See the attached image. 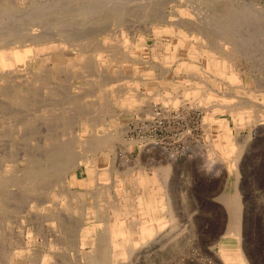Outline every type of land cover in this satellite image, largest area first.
<instances>
[{
  "label": "rangeland",
  "instance_id": "374dc122",
  "mask_svg": "<svg viewBox=\"0 0 264 264\" xmlns=\"http://www.w3.org/2000/svg\"><path fill=\"white\" fill-rule=\"evenodd\" d=\"M25 1L1 0L0 19L2 22L0 21V25L1 23L7 25L8 23L6 24V22L9 21V23H11L10 26L14 25L12 27L13 29L17 26H27L28 21L26 18L29 13L26 14V12L28 8L32 6L31 8H34V10H42L46 4L45 9L50 8L51 11L54 10V12L51 13L52 17L50 19H43V24H46L44 29L47 31H55L56 29L51 30L48 27L53 25V28H58L57 26L63 25L62 27L67 29L70 28V30L73 31H79L82 29L86 32L87 37L84 38L78 35L75 37L76 40L70 39L69 45L71 47L69 48V51H63L60 42L57 40L48 43V47L46 46L47 48L42 44L36 46V51L40 53H38V60L22 72L30 78L28 82L22 87H15L16 89L14 88V91L12 90L10 93H7L4 89H0V181H7L6 184H0V264H101L100 258L104 250H108V253L110 251L109 254L113 253V250L116 253L114 258H111L110 255L107 256V259L105 260L106 264H241V262L244 261L247 264L248 262L250 264H264V44H262L264 43V0H96L95 2H93V0H48V2L47 0H42L43 2L40 0ZM97 2L98 4H96ZM101 2L102 5L100 6ZM50 3L55 6L50 5ZM106 3L108 7H104L106 6ZM197 3L199 5H197ZM36 5L42 6L41 9L39 7L37 8ZM47 5L48 7H46ZM117 6L119 7L116 9ZM128 6H131V8H127ZM226 7H228V9ZM88 9L89 13L83 15ZM196 9H200L201 12ZM232 9L233 12L235 11V14L230 11ZM65 10H75L76 12L78 10L79 12L77 17H72L73 19H70L65 16ZM236 10H239L238 13ZM258 11L260 13H258ZM11 12L12 16L13 14L18 15L15 13L18 12L20 17H16V15V18L10 16ZM240 12L242 14L248 13V18L254 19L255 22L248 19V22L252 25L246 23L247 18L246 20H244V18L247 16L244 14L242 15ZM5 13H7L8 15H6L8 17L10 16V18L6 15H3L4 17L1 15ZM148 15L150 17H148ZM170 15L172 17H170ZM187 15H189V18ZM227 15H229V17H233L234 15L236 18L239 17L235 20L241 23L245 21L242 25L247 24L246 28L250 29V32L252 29L253 32L254 30H259L258 33H256L257 31L254 33L251 32V37L247 36V33L250 34L249 30L246 29V31L243 32L242 29H244L245 26H241L240 28L237 25V23L240 24L239 22H236V25L231 23V17L229 18ZM180 17H182V19H180ZM191 17L193 18L191 19ZM240 17L243 18V20ZM257 18L259 22L257 21ZM11 19L13 22H11ZM14 20H16L15 23ZM220 22H222L223 25L227 23L225 26L235 25V27L230 26L232 29L225 26V28H220L222 26V23ZM71 24L72 26H70ZM5 25L2 30L8 32L9 28ZM54 25L57 26L55 27ZM67 25H69V27H66ZM217 25H219V27H217L218 29L216 28ZM128 26H130V28ZM210 26L212 27L210 28ZM256 26H258L259 29ZM188 27H190V29H187ZM237 27H239V29ZM87 28H91V31ZM97 29H100V31ZM220 29H223L224 31L222 30V32ZM234 29H241V32L246 34H239L241 32ZM87 30L90 32H87ZM92 30H96V33H91L93 32ZM217 30L220 31L218 32ZM121 31H123L124 36L120 35L122 34ZM125 31L127 33H125ZM228 31L231 35L228 34ZM224 33L228 34H226V38ZM219 35H221L222 38H220ZM252 35L259 38L262 37L263 39L254 38V40H252ZM244 36H247L250 39L246 37L248 41L244 40ZM215 37L217 38L215 39ZM230 37L232 41L229 40ZM141 38L144 41H141ZM211 38L212 40H215L216 43H214V41L210 42ZM223 38L224 41L222 40ZM130 39L133 41L135 40L134 43ZM238 39H241L244 44H240L243 42H240ZM110 40H112V42ZM154 40H156V42ZM184 40L186 42H184ZM216 40H218L219 43H217ZM228 40L231 41L230 43L232 44L229 43L228 45ZM253 41H255V46H257V44L262 45L261 49L255 47L253 45L254 43H252ZM114 43L117 45H114ZM224 43L230 48H236H229L228 50V47L226 46L227 48L223 49L226 45H224ZM245 43L248 44L245 45ZM133 44L136 45V47ZM209 44L210 46H208ZM237 45L238 47L241 45V49H238ZM251 45L257 49L250 48ZM140 46L141 48H139ZM245 47H248L250 50L248 51ZM243 48H245L244 50H246V52L243 51ZM236 49H238L239 52L243 51V54L237 52L238 50ZM251 49L255 52L252 53ZM230 50L235 52L232 53ZM229 51L231 54H228ZM187 52L189 53L187 54ZM226 54L232 55V57L227 56ZM220 55L225 56L220 57ZM235 61L236 63L234 64L233 62ZM114 62H117L118 64ZM237 64H239V66ZM149 65L150 67H148ZM256 65H258V67ZM20 67L23 68L25 66H22L21 64ZM120 67L122 69H120ZM230 68L233 70L236 69L235 71L237 73L239 72L238 75L241 82L238 80L236 83H232L229 80L232 73ZM243 68L245 71L242 70ZM91 71L93 72L91 73ZM195 75L197 77H194ZM114 78L116 80H114ZM119 80H121V82ZM112 82L118 83L113 84ZM117 85L119 88H117ZM260 86L262 87V90ZM120 87L125 89L122 90ZM192 87L194 88L192 89ZM94 89L96 92H94ZM133 89L135 90L133 91ZM190 89L192 91H190ZM214 89L219 95H216V93L213 94V99L207 97L210 96L209 94H212L211 92H214ZM85 91L87 92L86 96H84L86 93ZM158 91L161 95H159ZM230 91L231 93H229ZM90 92H92V94ZM141 92H144L145 94L142 93V95ZM128 93H130L129 97H127ZM199 93L200 96H198ZM79 94L81 95L79 96ZM124 94L125 96H123ZM173 94L175 96L170 97L171 95L173 96ZM134 95L139 96L135 97ZM202 96L205 97V100L202 99ZM175 97L178 100H176ZM222 97L224 99H229L228 101H230L231 98H234L235 100H231V104L226 101L229 103L228 105L224 102L227 99L222 100ZM172 98L174 101L176 100L175 103ZM178 101L179 103H177ZM124 103L125 105H123ZM215 103H220V110H218V106H216ZM234 103L238 107L236 105L233 106ZM141 104L142 106H140ZM210 105L211 107L208 108ZM226 105L227 108H225ZM204 106H207L205 109L207 112L203 109L205 108ZM33 107L36 108L34 109ZM51 107L54 108L55 112L52 111L47 113V109ZM78 107L81 108L79 109ZM140 107L141 111L139 110ZM177 107H180L181 110ZM88 108L91 110V113L88 112L87 116L91 119V122L87 125L82 118L84 117V113L87 110L89 111ZM223 108L226 110L223 111ZM42 109L46 112H43ZM95 109H97L98 113ZM147 109H152L153 111L150 112ZM82 110L85 111L83 112ZM137 110H139V114L137 112L136 115ZM213 110V113L209 112ZM238 110H244V112L247 111V114L244 113L243 117L239 116ZM254 110L256 112H254ZM148 111L150 114L147 113ZM178 111H180V113ZM153 112L157 113L158 117L157 115H153ZM159 112L161 113L160 117ZM206 113L208 116H205ZM147 114L149 118L147 117ZM75 115H77L76 119H74ZM70 117H72V121L68 123L67 118ZM204 117H207V119L205 120ZM73 120L76 122L73 123ZM203 122L205 124L209 123L208 125L210 126V129H204V126H209L207 124V126L204 125ZM54 124L55 127L53 126ZM147 125L150 128H147ZM124 127H126L125 130ZM49 128L52 129L49 130ZM49 131H51V133ZM219 131L220 133H218ZM52 133H55L56 135H53ZM112 135L115 136L113 137ZM206 136L208 137L206 138ZM217 136L218 138H216ZM79 138H83L87 141L85 147L83 146L81 148L77 145V140ZM98 138L103 141L110 140L111 143L109 145L111 148H106L104 151H100V149H98L99 146L97 145ZM105 138L107 139L104 140ZM215 138L219 142L216 141ZM210 141L212 142L211 145ZM228 144H235V146H233L235 150H232L231 152ZM56 147H59V150H62L64 147L63 150H66V152L64 154L61 153L60 159L45 161L42 157L47 154L49 149L55 150ZM212 149L216 152L214 150L212 151ZM237 155L239 156L238 159ZM138 157L139 159L136 160ZM74 158L81 159L82 164L77 168V171L72 172L74 167L71 168V166L67 164V160L70 159L71 161H74ZM235 160L237 162H234ZM90 161H95V163ZM217 161H221L223 164H219ZM88 163L92 164L90 165ZM35 165L38 167L48 165L50 167H47V169H49V175L43 179L41 178L42 181H40L37 186V190L32 192L27 188V181L29 178V170L33 169ZM31 166H33V168H30ZM66 166L67 168H65ZM68 166L70 168H68ZM208 167L211 169L209 168L208 170ZM130 168L131 171L127 172ZM158 168H161L162 170ZM214 168L217 170H220L221 168V170L216 173ZM94 169H96V171ZM139 169L141 170V175H139ZM136 171H138V175ZM167 174H169V177L165 178ZM220 175L221 177H219ZM87 176H89V178ZM95 176L97 181L95 180ZM141 177L146 178V183L143 184V186L140 182ZM118 179L125 180V183L122 185L121 183L118 184ZM130 179L131 181H129ZM166 179L167 181L165 184L164 181ZM93 181L95 183H93ZM103 181H107V184ZM138 181L140 183H138ZM100 182H103L104 184L102 183L100 185ZM236 188H238V190H236ZM102 189H104V191ZM236 191H238V194ZM236 194L241 197V236L228 232V230L231 229L232 223V214L229 210V204ZM139 195L141 197H139ZM23 199H25V201ZM34 199H41V206H32L29 211L27 204L34 202ZM56 200L58 203L54 204L56 203ZM64 201L67 205H64ZM140 202H143L144 210L141 209ZM149 202L156 207L157 216L159 219L163 220L164 226L160 228L158 222L154 220L152 221L153 223H147L146 226V228L153 230L152 235L142 238L139 233H134L131 235L130 240L125 239V242H123L122 237L119 236V241L122 247L117 249L115 247L111 248L110 240L114 239L115 236H113L110 231L113 229L114 231L120 229V225L117 222V214L111 209L112 206L115 204H133L131 209L125 206L121 209L124 215L123 220L125 226L128 225L127 227H130L132 221L134 222V220H136L137 223H141L144 214L148 215L150 213L149 209H147ZM171 203H173L171 206L172 208L169 209V204L171 205ZM71 209L73 212H71ZM28 211L29 213L32 212V217L29 216L30 214H28ZM106 211L107 214H105ZM143 211H145V213ZM199 221L202 222L200 223ZM198 223L202 225H197ZM81 228L83 230H81ZM176 228L181 232V228L183 230L184 228L187 229L185 232L183 231L184 234H181ZM172 230L173 232L170 233ZM88 233L90 235H96L97 240H95V244H92V238L87 235ZM177 235L178 237H176ZM100 239H103L104 243L99 241ZM188 240L190 243H188ZM235 242L236 244H234ZM158 243L163 244H161L160 247ZM239 243L243 250L241 252V246ZM174 249L176 251H174ZM176 252L178 253L176 254Z\"/></svg>",
  "mask_w": 264,
  "mask_h": 264
},
{
  "label": "bare ground",
  "instance_id": "6f19581e",
  "mask_svg": "<svg viewBox=\"0 0 264 264\" xmlns=\"http://www.w3.org/2000/svg\"><path fill=\"white\" fill-rule=\"evenodd\" d=\"M1 1V0H0ZM9 1V0H8ZM13 1V0H12ZM25 1V0H24ZM41 2H43L42 0H40ZM44 1H46V0H44ZM66 1V0H65ZM96 0H93V2H95ZM100 1H102V0H100ZM99 1V2H100ZM110 1V0H109ZM116 1V0H115ZM119 1H121V0H119ZM118 1V2H119ZM124 1V0H123ZM122 1V2H123ZM134 1V0H133ZM132 1V2H133ZM136 1V0H135ZM246 1V0H245ZM23 2V1H22ZM26 2V1H25ZM27 2H28V0H27ZM36 2V1H35ZM47 2H48V0H47ZM80 2V1H79ZM114 2V1H113ZM129 2H131V1H129ZM140 2V1H139ZM152 2V1H151ZM154 2V1H153ZM161 2V1H160ZM202 2V1H201ZM206 2V1H205ZM231 2V1H230ZM52 3H54V2H52ZM105 3V2H104ZM115 3V2H114ZM120 3V2H119ZM123 3H125V2H123ZM162 3V2H161ZM164 3V2H163ZM226 3H228V2H226ZM67 4V3H66ZM88 4V3H87ZM86 4V5H87ZM96 4H98V2L96 3ZM121 4V3H120ZM196 4V3H195ZM194 4V5H195ZM199 4H200V2H199ZM198 3H197V5H199ZM205 4H207V3H205ZM46 5V4H45ZM45 5H44V7L42 8V10H34V8L32 9L31 7H29L28 8V10H27V12H26V14H28L27 15V21H28V25L26 26V25H22V26H20V27H16V28H12L13 26H10L11 25V23H9V21L8 22H6V24L7 25H5V24H3V23H1V25H0V89H4L5 91H7V93H10L15 87L17 88V87H22L24 84H26L27 82H28V80L30 79L29 77H27V75H25V74H23L22 72H24L25 71V69L27 68V67H30L32 64H34V63H36V61L38 60V53L39 52H37L36 51V46H39L40 44H42V45H45L44 47H48V43H52V42H54V41H59L60 42V46H61V48H62V50L63 51H69V48L71 47L70 45H69V41H70V39H72V40H76L75 39V37H77L78 35L79 36H82V37H87V34H86V32H84L82 29L81 30H79V31H73V30H70V28L69 29H67V28H64V27H62V26H57V25H54L55 27L57 26L58 28H53L52 26H50V27H48V28H50L51 30H53V29H56L55 31H47L46 29H44V27H45V25L43 24L44 22H43V19H50L52 16V14L51 13H53L54 12V10H52L51 11V9L49 8V9H45ZM50 5H52L51 3H50ZM58 5V4H57ZM71 5V4H70ZM102 5V2H101V4H100V6ZM106 6H104V7H108L107 6V3L105 4ZM110 5V4H109ZM116 5H118V4H116ZM127 5V4H126ZM139 5V4H138ZM160 5V4H159ZM165 5V4H164ZM201 5H202V3H201ZM208 5V4H207ZM211 5V4H210ZM238 5V4H237ZM37 6V5H36ZM52 6H55V5H52ZM59 6V5H58ZM94 6V5H93ZM96 6H98V5H96ZM95 6V7H96ZM112 6H114V5H112ZM120 6V5H119ZM119 6H117L116 7V9L119 7ZM125 6V5H124ZM191 6V5H190ZM205 6V5H204ZM40 8L41 9V7L42 6H37V8ZM46 7H48V5L46 6ZM51 7V6H50ZM57 7V6H56ZM64 7V6H63ZM84 7V6H83ZM121 7V6H120ZM150 7V6H149ZM156 7V6H155ZM231 7V6H230ZM6 8V7H5ZM12 8V7H11ZM10 8V9H11ZM31 8V9H30ZM77 8H80V7H77ZM90 8H92V7H90ZM100 8H103V7H100ZM126 8V7H125ZM127 8H131V6L129 7H127ZM127 8H126V10H127ZM151 8V7H150ZM166 8V7H165ZM204 8V7H203ZM206 8V7H205ZM227 9H228V7H226ZM60 9V8H59ZM74 9V8H73ZM94 9V8H93ZM92 9V10H93ZM191 9H193V8H191ZM207 9V8H206ZM205 9V10H206ZM209 9H210V7H209ZM219 9V8H218ZM238 9V8H237ZM256 9V8H255ZM33 10V11H32ZM84 10V9H83ZM98 10V9H97ZM155 10V9H154ZM197 11H200V9L198 10V9H196ZM219 10H221V9H219ZM12 11H14V10H12ZM29 11H31V12H29ZM89 11V9L87 10V12L85 11L84 12V14L83 15H87V13H89L88 12ZM94 11V10H93ZM92 11V12H93ZM101 11V10H100ZM156 11V10H155ZM194 11V10H193ZM224 11V10H223ZM229 11V10H228ZM231 12H233V9L232 10H230ZM239 11V10H238ZM238 11L236 10V12L238 13ZM248 11V10H247ZM255 11V10H254ZM8 12V11H7ZM78 10H77V12L75 11V10H65V16H67V17H69L70 19H73V18H75V17H77V15H78ZM81 12V11H80ZM83 12V11H82ZM92 12H90V13H92ZM162 12V11H161ZM180 12H181V10H180ZM201 12V11H200ZM206 12V11H205ZM249 12V11H248ZM14 13V12H13ZM15 13H17L18 15H16V17H20L19 15V13L18 12H15ZM94 13V12H93ZM122 13H123V10H122ZM177 13V12H176ZM219 13V12H218ZM234 14H235V11L233 12ZM232 13V14H233ZM241 13V12H240ZM257 13V12H256ZM258 13H260L259 11H258ZM7 13H5V14H1L2 16L3 15H6ZM11 14V15H10ZM9 15L10 16H12V12L10 13ZM145 14V13H144ZM159 14V13H158ZM175 14V13H174ZM207 14V13H206ZM227 14H230V13H227ZM242 14V13H241ZM241 14H239V15H241ZM244 14V13H243ZM242 14V15H243ZM247 14V15H246ZM246 14H244L245 16H247V17H245L244 18V20H246V18H247V22L246 23H249L248 22V13H246ZM251 14V13H250ZM8 15V14H7ZM6 15V16H7ZM15 15L13 14V16L15 17ZM155 15V14H154ZM178 15V14H177ZM205 15V14H204ZM239 15H237V16H239ZM1 16V17H2ZM10 16L8 17V18H10ZM12 16V17H13ZM185 16V15H184ZM189 15H187V17H188ZM199 16V15H198ZM218 16V15H217ZM228 17H229V15H227ZM235 16V15H234ZM234 16L233 17H229L230 18V20H232V22L231 23H233V24H235L236 22H239V21H236L235 19H237V18H239V17H237L236 18V16H235V18H234ZM250 16H252V15H250ZM264 16V15H263ZM4 17V16H3ZM15 17V18H16ZM73 17V18H72ZM144 17V16H143ZM147 17V16H146ZM148 17H150L149 15H148ZM170 17H172L171 15H170ZM179 17V16H178ZM243 17V16H242ZM189 18V17H188ZM193 17H191V19H192ZM200 18H201V16H200ZM204 18H205V16H204ZM241 18V17H240ZM13 19V18H12ZM11 19V22H13V20ZM25 19V18H24ZM128 19V18H127ZM180 19H182V17H180ZM221 19V18H220ZM242 20H243V18H241ZM3 20H4V18H3ZM62 20V19H61ZM119 20V19H118ZM132 20V19H131ZM204 20H206V19H204ZM210 20V19H209ZM249 20H253L254 21V19H249ZM0 21H1V19H0ZM18 21V20H17ZM58 21V20H57ZM56 21V22H57ZM120 21V20H119ZM118 21V22H119ZM130 21V20H129ZM151 21V20H150ZM153 21V20H152ZM195 21V20H194ZM250 21V22H251ZM257 21H258V18H257ZM2 22V21H1ZM5 22V21H4ZM16 22V20H14V23ZM54 22V21H53ZM52 22V23H53ZM177 22V21H176ZM183 22V21H182ZM206 22H208V21H206ZM211 22V21H210ZM209 22V23H210ZM223 22V21H222ZM222 22H220V23H222ZM243 22H245V21H243ZM243 22L241 23V22H239L240 24H238L237 23V25L241 28V26H245V28L244 29H242L243 30V32H245L246 31V29H248V28H246L247 26V24L246 25H242L243 24ZM255 22V21H254ZM259 22V21H258ZM133 23V22H132ZM178 23V22H177ZM230 23V24H231ZM49 24V23H48ZM85 24V23H84ZM163 24V23H162ZM180 24V23H179ZM208 24V23H207ZM227 23H225V25H226ZM249 24H251V23H249ZM249 24H248V26H249ZM260 24V23H259ZM259 24H257V25H259ZM4 25L6 26V27H8L9 28V30H8V32H6V30H2V28L4 27ZM9 25V26H8ZM59 25H61V24H59ZM75 25V24H74ZM73 25V26H74ZM144 25V24H143ZM160 25V24H159ZM168 25V24H167ZM175 25V24H174ZM185 25V24H184ZM188 25V24H187ZM194 25V24H193ZM225 25H223V23H222V26L220 27V28H222V27H224ZM236 25V24H235ZM235 25H232V26H234L235 27ZM252 25V24H251ZM256 25V24H255ZM70 26H72V24L70 25ZM95 26V25H94ZM100 26V25H99ZM140 26V25H139ZM152 26V25H151ZM158 26V25H157ZM198 26V25H197ZM231 25H227V26H225V27H229V29H232L231 27H230ZM261 26V25H260ZM259 26V27H260ZM66 27H69V25H67ZM75 27V26H74ZM90 27H92V26H90ZM129 28H130V26H128ZM162 27V26H161ZM169 27V26H168ZM176 27V26H175ZM174 27V28H175ZM178 27V26H177ZM182 27V26H181ZM194 27V26H193ZM208 27H209V25H208ZM212 26H210V28H211ZM217 27H219V25H217L216 26V28ZM224 27V28H225ZM239 27H237L238 29H239ZM252 27V26H251ZM257 28H258V26H256ZM93 28V27H92ZM140 28H142V27H140ZM155 28H157V27H155ZM185 28V27H184ZM204 28V27H203ZM210 28H207V29H210ZM215 28V27H214ZM223 28V29H224ZM250 28V27H249ZM254 28V27H253ZM4 29V28H3ZM88 29V28H87ZM91 29V28H90ZM90 29H88V30H90ZM95 29V28H94ZM148 29V28H147ZM171 29H172V27H171ZM187 29H190V27H188ZM202 29V28H201ZM205 29V28H204ZM218 29V28H217ZM222 29V30H223ZM227 29V28H226ZM254 29H256V28H254ZM259 29V28H258ZM87 30V32H90V31H88ZM98 30V29H97ZM102 30V29H101ZM123 30V29H122ZM162 30V29H161ZM180 30V29H179ZM178 30V31H179ZM191 30H192V26H191ZM195 30H196V28H195ZM210 30H212V29H210ZM215 30V29H214ZM221 30V29H220ZM219 30V31H220ZM221 30V31H222ZM225 30V29H224ZM223 30V31H224ZM234 30H236V29H234ZM241 29L240 30H236V31H238V32H241L242 31ZM249 30V33L250 34H248L247 33V36H249V37H251V32H253L252 31V29H251V32H250V29H248ZM261 30V29H260ZM93 31V30H92ZM98 31H100V29L98 30ZM124 31V30H123ZM123 31H121V33L122 34H120V35H123L124 36V33H123ZM137 31H138V29H137ZM137 31H136V33H137ZM143 31V30H142ZM218 31V30H217ZM216 31V32H217ZM218 31V32H219ZM222 31V32H223ZM229 31H233V30H229ZM229 31H228V34H229ZM255 31H257L256 33H258V31L259 30H254V32ZM96 33V30L95 31H93V32H91V33ZM186 32V31H185ZM193 32V31H192ZM198 32V31H197ZM222 32H220V33H222ZM225 32H227V31H225ZM243 32H241V33H239V34H242ZM253 32V33H254ZM263 32V31H262ZM125 33H127L126 31H125ZM135 33V34H136ZM199 33V32H198ZM234 33V32H233ZM252 33V34H253ZM117 34H119V33H117ZM157 34V33H156ZM187 34H188V30H187ZM223 34V33H222ZM227 34V33H226ZM225 33H224V35H225V38L227 37V35H226ZM237 34V33H236ZM244 34V33H243ZM246 34V33H245ZM244 34V35H245ZM262 34V33H261ZM166 35V34H165ZM191 35H192V33H191ZM199 35V34H198ZM229 35H231V33L229 34ZM104 36V35H103ZM125 36L127 37V35L125 34ZM133 36V35H132ZM135 36V35H134ZM200 36V35H199ZM220 36V38H222L221 37V35H219ZM234 36H235V34H234ZM246 36V37H247ZM253 36V35H252ZM261 36V35H260ZM102 37V36H101ZM131 37V36H130ZM136 37V36H135ZM166 37V36H165ZM189 37H190V35H189ZM203 37H206V36H203ZM212 37V36H211ZM245 37V36H244ZM245 37V39L244 40H247L248 41V39H250V38H246ZM110 38V37H109ZM115 38V37H114ZM113 38V39H114ZM121 38V37H120ZM122 38H124V37H122ZM129 38V37H128ZM132 38V37H131ZM161 38H164V37H161ZM187 38H188V36H187ZM217 37H215V39H216ZM254 38H259V37H255V36H253V39L252 40H254ZM112 39V40H113ZM115 39H117V38H115ZM186 39V38H185ZM204 39H206V38H204ZM243 39V38H242ZM259 39H263L262 37H260ZM112 40H110L111 42H112ZM124 40V39H123ZM130 40H132V39H130ZM189 40V39H188ZM194 40V39H193ZM211 40V41H210ZM210 40H208V41H210V42H213L214 41V43H216L215 42V40H212V38L210 39ZM223 41H224V38L222 39ZM221 40V41H222ZM229 40H231L232 41V39H231V37H230V39ZM228 40V45H229V43L231 42V41H229ZM235 40V39H234ZM238 40H240V42H243L241 39H238ZM251 40V41H252ZM258 40V39H257ZM256 40V41H257ZM109 41V42H110ZM133 41V40H132ZM131 41V42H132ZM135 41V40H134ZM134 41H133V43H134ZM141 41H144V40H142V38H141ZM155 42H156V40H154ZM206 41V40H205ZM217 41V43H219L218 42V40H216ZM223 41H222V43H223ZM226 41V40H225ZM105 42V41H104ZM116 42V41H115ZM165 42V41H164ZM172 42V41H171ZM184 42H186L185 40H184ZM195 42V41H194ZM209 42V43H210ZM235 42H236V40H235ZM238 42V41H237ZM258 42V41H257ZM262 42V41H261ZM106 43H108V42H106ZM141 43V42H140ZM162 43V42H161ZM226 43H227V41H226ZM226 43H224V45L226 44ZM252 43H254L253 45L255 46V41H253ZM76 44V43H75ZM136 44V43H135ZM138 44V43H137ZM154 44V43H153ZM152 44V45H153ZM157 44V43H156ZM211 44V43H210ZM210 44L208 45V46H210ZM230 44H232V43H230ZM240 44H244V42L243 43H240ZM246 44H248V43H245V45ZM262 44H264V43H262ZM106 45V44H105ZM112 45V44H111ZM110 45V46H111ZM114 45H117V44H115L114 43ZM114 45H113V47H114ZM132 45V44H131ZM134 45V44H133ZM207 45V44H206ZM211 45H213V44H211ZM223 45V44H222ZM249 45H250V41H249ZM121 46V45H120ZM135 47H136V45H134ZM158 46V45H157ZM179 46V45H178ZM200 46V45H199ZM218 46H219V44H218ZM227 46V44L225 45V47H223V46H221V47H223V49L224 48H227L226 47ZM233 46V45H232ZM231 46V47H232ZM234 46H236V45H234ZM241 46V45H240ZM240 46L238 47V45H237V47H238V49H241L240 48ZM46 47V48H47ZM149 47V46H148ZM147 47V48H148ZM155 47V46H154ZM171 47V46H170ZM214 47V46H213ZM255 47H257V48H259V49H261V47H262V45H260V44H257V46H255ZM119 48V47H118ZM138 48V47H137ZM139 48H141V46L139 47ZM159 48V47H158ZM191 48V47H190ZM215 48V47H214ZM220 48V47H219ZM229 48L230 47H228V50H229ZM233 48V47H232ZM232 48H230V49H232ZM234 48H236V47H234ZM233 48V49H234ZM246 48V47H245ZM245 48H243V51H245L246 52V50H244ZM250 48H253V49H257V48H254L252 45H251V47ZM150 49V48H149ZM160 49V48H159ZM163 49V48H162ZM217 49H218V47H217ZM238 49H236V50H238ZM246 49H248V51L250 50L248 47L246 48ZM259 49H258V51H259ZM124 50V49H123ZM157 50V49H156ZM165 50V49H164ZM210 50V49H209ZM252 50V49H251ZM129 51V50H128ZM128 51H125V52H128ZM160 51V50H159ZM159 51H158V53H159ZM189 51V50H188ZM231 51V50H230ZM230 51L228 52V54H231L230 53ZM242 51V52H243ZM164 52V51H163ZM214 52V51H213ZM232 53H234L235 51H231ZM237 52H239V50L237 51ZM242 52H239V53H242ZM244 52V53H245ZM253 52H255V51H253L252 50V53ZM123 53V52H122ZM134 53V52H133ZM161 53V52H160ZM189 52H187V54H188ZM223 53H224V51H223ZM226 53H227V51H226ZM264 53V52H263ZM40 54V53H39ZM82 54H84V53H82ZM101 54V53H100ZM104 54V53H103ZM125 54V53H124ZM131 54V53H130ZM198 54V53H197ZM228 54H226L227 56H231L232 57V55H228ZM236 54V53H235ZM234 54V55H235ZM243 54V53H242ZM76 55V54H75ZM97 55V54H96ZM106 55V54H105ZM148 55V54H147ZM161 55V54H160ZM175 55V54H174ZM178 55V54H177ZM237 55H238V53H237ZM255 55V54H254ZM261 55V54H260ZM188 56V55H187ZM196 56V55H195ZM198 56V55H197ZM223 55H220V57H222ZM225 56V55H224ZM223 56V57H224ZM83 57V56H82ZM96 57V56H95ZM101 57H103V56H101ZM100 57V58H101ZM107 57V56H106ZM111 57V56H110ZM109 57V58H110ZM149 57V56H148ZM179 57V56H178ZM209 57V56H208ZM211 57V56H210ZM219 57V56H218ZM233 57H236V56H233ZM46 58V57H45ZM44 58V59H45ZM74 58V57H73ZM91 58V57H90ZM113 58H114V56H113ZM113 58H111V59H113ZM117 58V57H116ZM141 58H143V57H141ZM228 58V57H227ZM230 58V57H229ZM72 59V58H71ZM81 59V58H80ZM92 59V58H91ZM94 59H96V58H94ZM149 59H151V58H149ZM197 59V58H196ZM223 59V58H222ZM231 59V58H230ZM233 59V58H232ZM74 60V59H73ZM104 60V59H103ZM179 60V59H178ZM242 60V59H241ZM43 61V60H42ZM80 61H82V60H80ZM117 61V60H116ZM123 61V60H122ZM180 61V60H179ZM178 61V62H179ZM187 61V60H186ZM231 61V60H230ZM244 61H245V59H244ZM247 61V60H246ZM256 61H258V60H256ZM48 62V61H47ZM112 62V61H111ZM196 62V61H195ZM243 62V61H242ZM254 62V61H253ZM45 63V62H44ZM96 63V62H95ZM114 63H117V62H114ZM137 63V62H136ZM141 63V62H140ZM160 63V62H159ZM186 63V62H185ZM189 63V62H188ZM193 63V62H192ZM234 64L236 63V61L235 62H233ZM258 63V62H257ZM22 64V66H25V67H23V68H21L20 67V65ZM70 64V63H69ZM96 64H98V63H96ZM108 64H110V63H108ZM118 64V63H117ZM122 64H124V63H122ZM149 64V63H148ZM162 64V63H161ZM187 64V63H186ZM196 64V63H195ZM202 64V63H201ZM242 64V63H241ZM261 64V63H260ZM45 65H46V63H45ZM48 65V64H47ZM56 65V64H55ZM95 65V64H94ZM112 65V64H111ZM136 65V64H135ZM199 65V64H198ZM229 65V64H228ZM238 66H239V64H237ZM264 65V64H263ZM63 66H64V64H63ZM102 66V65H101ZM160 66V65H159ZM188 66V65H187ZM257 67H258V65H256ZM148 67H150V65L148 66ZM169 67V66H168ZM180 67V66H179ZM237 67V66H236ZM249 67H252V66H249ZM264 67V66H263ZM41 68V67H40ZM188 68V67H187ZM186 68V69H187ZM252 68H254V67H252ZM34 69V68H33ZM44 69H45V67H44ZM120 69H122L121 67H120ZM132 69V68H131ZM144 69V68H143ZM148 69V68H147ZM151 69V68H150ZM171 69V68H170ZM231 69V68H230ZM31 70V69H30ZM29 70V71H30ZM63 70H64V68H63ZM92 70V69H91ZM97 70V69H96ZM116 70V69H115ZM142 70V69H141ZM191 70V69H190ZM236 70V69H235ZM235 70H233V69H231V76L229 77V80L233 83V82H235L236 83V81H238L239 80V72L237 73ZM241 70V69H240ZM242 70H244V68L242 69ZM28 71V70H27ZM119 71V70H118ZM157 71V70H156ZM160 71V70H159ZM202 71V70H201ZM207 71V70H206ZM227 71V70H226ZM230 71V70H229ZM245 71V70H244ZM254 71H255V69H254ZM259 71H261V70H259ZM264 71V70H263ZM45 72V71H44ZM58 72V71H57ZM93 71H91V73H92ZM103 72V71H102ZM119 72H121V71H119ZM124 72V71H123ZM131 72V71H130ZM129 72V73H130ZM208 72V71H207ZM252 72V71H251ZM78 73H79V71H78ZM118 73V72H117ZM261 73V72H260ZM264 73V72H263ZM52 74V73H51ZM81 74V73H80ZM83 74V73H82ZM98 74V73H97ZM209 74V73H208ZM241 74V73H240ZM249 74V73H248ZM53 75V74H52ZM79 75V74H78ZM114 75V74H113ZM138 75H140V74H138ZM169 75V74H168ZM189 75V74H188ZM31 76V75H30ZM83 76V75H82ZM89 76H90V74H89ZM88 76V77H89ZM112 76V75H111ZM141 76V75H140ZM176 76V75H175ZM182 76V75H181ZM205 76V75H204ZM261 76V75H260ZM259 76V77H260ZM46 77V76H45ZM59 77V76H58ZM98 77V76H97ZM105 77V76H104ZM107 77V76H106ZM194 77H197L196 75L194 76ZM215 77V76H214ZM244 77V76H243ZM253 77V76H252ZM60 78V77H59ZM58 78V79H59ZM72 78V77H71ZM87 78V77H86ZM99 78V77H98ZM110 78V77H109ZM163 78H165V77H163ZM208 78V77H207ZM206 78V79H207ZM228 78V77H227ZM66 79V78H65ZM64 79V80H65ZM92 79V78H91ZM90 79V80H91ZM94 79V78H93ZM118 79V78H117ZM120 79V78H119ZM128 79V78H127ZM200 79V78H199ZM256 79V78H255ZM46 80V79H45ZM52 80V79H51ZM99 80V79H98ZM114 80H116L115 78H114ZM122 80V79H121ZM121 80H119L120 82H121ZM138 80V79H137ZM168 80V79H167ZM210 80V79H209ZM220 80H221V78H220ZM228 80V79H227ZM258 80V79H257ZM260 80H262V79H260ZM58 81V80H57ZM66 81V80H65ZM70 81H71V79H70ZM94 81H96V80H94ZM118 81V80H117ZM132 81V80H131ZM139 81V80H138ZM179 81V80H178ZM240 81V80H239ZM263 81V80H262ZM72 82V81H71ZM78 82V81H77ZM146 82H148V81H146ZM145 82V83H146ZM154 82V81H153ZM169 82V81H168ZM177 82V81H176ZM212 82V81H211ZM221 82H222V80H221ZM229 82V81H228ZM241 82V81H240ZM68 83V82H67ZM98 83V82H97ZM110 83V82H109ZM113 83V82H112ZM114 83H118V82H114ZM113 83V84H114ZM128 83V82H127ZM171 83V82H170ZM188 83V82H187ZM197 83V82H196ZM234 83V84H235ZM93 84V83H92ZM135 84V83H134ZM176 84V83H175ZM218 84V83H217ZM221 84H223V83H221ZM241 84V83H240ZM68 85V84H67ZM67 85H66V87H67ZM84 85V84H83ZM86 85V84H85ZM225 85V84H224ZM264 85V84H263ZM48 86V85H47ZM118 86V85H117ZM123 86V85H122ZM141 86V85H140ZM200 86V85H199ZM206 86V85H205ZM212 86V85H211ZM217 86V85H216ZM227 86V85H226ZM242 86V85H241ZM251 86V85H250ZM256 86V85H255ZM262 86V85H261ZM260 86V87H261ZM65 87V88H66ZM82 87V86H81ZM99 87V86H98ZM113 87V86H112ZM124 87V86H123ZM145 87V86H144ZM195 87V86H194ZM194 87H192V89L194 88ZM215 87V86H214ZM218 87V86H217ZM258 87H259V85H258ZM257 87V88H258ZM15 88V89H16ZM116 88V87H115ZM114 88V89H115ZM117 88H119V86L117 87ZM120 88H122V87H120ZM130 88H131V86H130ZM134 88H135V86H134ZM216 88V87H215ZM241 88V87H240ZM246 88V87H245ZM52 89V88H51ZM51 89H50V91H51ZM68 89V88H67ZM85 89V88H84ZM114 89H113V91H114ZM125 89V88H124ZM123 88H122V90H124ZM128 89V88H127ZM146 89V88H145ZM180 89V88H179ZM213 89V88H212ZM229 89V88H228ZM253 89V88H252ZM251 89V90H252ZM71 90V89H70ZM109 90V89H108ZM130 90V89H129ZM135 89H133V91H134ZM164 90V89H163ZM166 90V89H165ZM171 90V89H170ZM197 90V89H196ZM208 90H210V89H208ZM261 90H262V87H261ZM263 90H264V88H263ZM14 91V90H13ZM50 91H48V92H50ZM87 91H88V89H87ZM100 91V90H99ZM146 91V90H145ZM148 91V90H147ZM162 91V90H161ZM184 91V90H183ZM185 91H186V89H185ZM188 91V90H187ZM190 91H192L191 89H190ZM190 91H189V93H190ZM216 90L214 89V92H211L212 94H209L210 96H207V97H210L211 99H213V94H215L216 92H215ZM253 91V90H252ZM25 92H28V91H25ZM24 92V93H25ZM69 92H71V91H69ZM81 92V91H80ZM86 92V91H85ZM94 92H96L95 91V89H94ZM124 92V91H123ZM126 92V91H125ZM131 92V91H130ZM136 92V91H135ZM155 92V91H154ZM171 92V91H170ZM169 92V93H170ZM181 92V91H180ZM219 92V91H218ZM223 92V91H222ZM21 93H22V91H21ZM91 94H92V92H90ZM89 93V94H90ZM98 93V92H97ZM100 93V92H99ZM120 93V92H119ZM139 93V92H138ZM142 93H144V92H141V94ZM150 93V92H149ZM153 93V92H152ZM151 93V94H152ZM158 93H159V95H161L160 94V92L158 91ZM174 93H175V91H174ZM196 93V92H195ZM229 93H231V91L229 92ZM229 93H228V95H229ZM254 93H255V91H254ZM20 94V93H19ZM74 94V93H73ZM86 94H87V92L84 94V96H86ZM127 94V93H126ZM130 93H128V96L127 97H129L130 95H129ZM137 94V93H136ZM145 94V93H144ZM184 94V93H183ZM182 94V95H183ZM186 94H187V92H186ZM205 94H206V92H205ZM204 94V95H205ZM227 94V93H226ZM18 95V94H17ZM81 94H79V96H80ZM114 95V94H113ZM120 95V94H119ZM122 95V94H121ZM133 95V94H132ZM143 95V94H142ZM165 95V94H164ZM180 95V94H179ZM192 95V94H191ZM203 95V96H204ZM216 95H219V94H217L216 93ZM215 95V96H216ZM221 95V94H220ZM233 95V94H232ZM48 96V95H47ZM47 96H45V97H47ZM52 96V95H51ZM71 96V95H70ZM83 96V95H82ZM83 96V97H84ZM109 96V95H108ZM123 96H125V94L123 95ZM135 96V95H134ZM136 96H139V95H136ZM135 96V97H136ZM175 95L173 94V96L171 95L170 97H174ZM186 96V95H185ZM187 96H188V94H187ZM186 96V97H187ZM198 96H200V93H199V95ZM197 96V97H198ZM202 96V97H203ZM223 96V95H222ZM240 96H242V95H240ZM61 97H62V94H61ZM67 97V96H66ZM112 97V96H111ZM180 97V96H179ZM189 97V96H188ZM194 97V96H193ZM205 97H206V95H205ZM205 97H203L202 99H204L205 100ZM219 97V96H218ZM226 97V96H225ZM19 98V97H18ZM49 98V97H48ZM48 98H46V99H48ZM51 98V97H50ZM78 98V97H77ZM80 98H82V97H80ZM98 98V97H97ZM123 98V97H122ZM140 98V97H139ZM168 98V97H167ZM196 98V97H195ZM201 98V97H200ZM214 98H216V97H214ZM221 98V97H220ZM219 98V99H220ZM127 99V98H126ZM129 99V98H128ZM164 99V98H163ZM175 99H176V97H175ZM224 98L222 97V100H223ZM225 99H227V98H225ZM224 99V100H225ZM61 100V99H60ZM93 100V99H92ZM98 100V99H97ZM166 100V99H165ZM172 100H173V98H172ZM176 100H178V99H176ZM175 100V101H176ZM193 100V99H192ZM210 100V99H209ZM229 99H227V100H225L224 102H226V101H228ZM231 100H235L234 98H231L230 99V101ZM41 101V100H40ZM43 101V100H42ZM57 101V100H56ZM55 101V102H56ZM67 101H69V100H67ZM120 101V100H119ZM125 101V100H124ZM128 101V100H127ZM149 101V100H148ZM175 101L173 100V102L175 103ZM207 101V100H206ZM211 101H214V100H211ZM220 101H221V99H220ZM230 101H228V102H230ZM101 102V101H100ZM130 102V101H129ZM137 102V101H136ZM140 102H141V100H140ZM151 102V101H150ZM149 102V103H150ZM172 102V101H171ZM181 102H182V100H181ZM198 102V101H197ZM215 102H216V100H215ZM223 102V101H222ZM221 102V103H222ZM223 102V103H224ZM233 102V101H232ZM9 103V102H8ZM113 103V102H112ZM119 103V102H118ZM128 103V102H127ZM134 103V102H133ZM143 103V102H142ZM162 103V102H161ZM168 103V102H167ZM177 103H179V101L177 102ZM176 103V104H177ZM186 103V102H185ZM184 103V104H185ZM207 103V102H206ZM242 103V102H241ZM6 104H7V102H6ZM49 104V103H48ZM59 104V103H58ZM99 104V103H98ZM102 104V103H101ZM131 104V103H130ZM144 104V103H143ZM148 104V103H147ZM183 104V103H182ZM216 104V103H215ZM226 104H228L229 105V103H227L226 102ZM230 104H231V102H230ZM33 105V104H32ZM31 105V106H32ZM44 105V104H43ZM123 105H125V103L123 104ZM178 105V104H177ZM176 105V106H177ZM187 105V104H186ZM213 105V104H212ZM219 105H220V103L219 104H216V106H218V110H220V108H219ZM236 104L234 103V105L233 106H235ZM253 105H255V104H253ZM252 105V106H253ZM85 106V105H84ZM88 106V105H87ZM127 106V105H126ZM140 106H142V104L140 105ZM155 106V105H154ZM160 106V105H159ZM181 106V105H180ZM237 106V105H236ZM241 106V105H240ZM251 106V105H250ZM45 107H46V105H45ZM44 107V108H45ZM101 107V106H100ZM121 107H122V105H121ZM128 107H130V106H128ZM156 107V106H155ZM154 107V108H155ZM174 107H175V104H174ZM193 107V106H192ZM196 107V106H195ZM195 107H194V109H195ZM199 107V106H198ZM205 107V106H204ZM207 107V106H206ZM206 107L205 108H203L204 110L206 109ZM209 107H211V105L210 106H208V108ZM231 107H232V105H231ZM238 107V106H237ZM255 107V106H254ZM259 107V106H258ZM261 107V106H260ZM9 108V107H8ZM34 109L36 108V107H33ZM39 108V107H38ZM71 108V107H70ZM73 108V107H72ZM79 108V107H78ZM81 108V107H80ZM79 108V109H80ZM94 108H95V106H94ZM94 108H93V110H94ZM126 108V107H125ZM134 108V107H133ZM151 108V107H150ZM163 108V107H162ZM178 108V107H177ZM180 108V107H179ZM178 108V109H179ZM217 108V107H216ZM225 108H227V105H226V107ZM229 108H230V106H229ZM83 109H85V108H83ZM89 109V108H88ZM107 109V108H106ZM161 109V108H160ZM170 109V108H169ZM183 109V108H182ZM189 109V108H188ZM197 109H199V108H197ZM196 109V110H197ZM202 109V108H201ZM224 109V108H223ZM258 109V108H257ZM10 110V109H9ZM14 110V109H13ZM43 110V109H42ZM73 110V109H72ZM75 110V109H74ZM87 110V109H86ZM96 110V112H97V109H95ZM122 110V109H121ZM139 110L141 111V107L139 108ZM139 110H137L136 111V115H137V112L139 111ZM143 110V109H142ZM147 110H149L150 112L151 111H153L152 109H147ZM162 110H164V109H162ZM174 110V109H173ZM179 110H181V108L179 109ZM185 110V109H184ZM215 110V109H214ZM214 110L213 111H209V112H214ZM218 110H216V111H218ZM226 109H224L223 111H225ZM1 111V110H0ZM12 111V110H11ZM55 112L54 111V108H48L47 109V113L48 112ZM83 112L85 111V110H82ZM91 110L89 109V111L87 110L85 113H84V117L82 118V119H84V123H86L87 125L89 124V122H91V119L87 116V113L88 112H90ZM126 111H127V109H126ZM145 111V110H144ZM149 111L147 112L148 114H150L149 113ZM156 111V110H155ZM154 111V112H155ZM161 111V110H160ZM206 112H207V110H205ZM229 111V110H228ZM228 111H226L227 113H229ZM232 111V110H231ZM239 111V110H238ZM246 111V110H245ZM43 112H46V111H44L43 110ZM61 112V111H60ZM59 112V113H60ZM67 112H69V111H67ZM66 112V113H67ZM96 112H95V114H96ZM105 112V111H104ZM135 112V111H134ZM152 113L153 115H157V113ZM157 112V111H156ZM164 112V111H163ZM179 113H180V111H178ZM177 112V113H178ZM220 112V111H219ZM247 112V111H246ZM246 112H244V110L242 111V110H240L238 113V115L239 116H242L243 117V114L244 113H246ZM250 112V111H249ZM254 112H256L255 110H254ZM62 113V112H61ZM76 113V112H75ZM91 113V112H90ZM98 113V112H97ZM122 113V112H121ZM169 113V112H168ZM167 113V114H168ZM172 113H174V112H172ZM181 113H182V111H181ZM225 113V112H224ZM235 113H236V111H235ZM235 113H234V115H235ZM261 113V112H260ZM9 114V113H8ZM54 114V113H53ZM64 114V113H63ZM93 114H94V112H93ZM93 114H91V115H93ZM138 114H139V112H138ZM145 114V113H144ZM144 114H141V115H144ZM148 114H147V117H148ZM160 112H159V117H160ZM163 114V113H162ZM170 114V113H169ZM230 114H232V113H230ZM247 114V113H246ZM256 114H258V113H256ZM256 114H255V116H256ZM31 115V114H30ZM62 115V114H61ZM70 115H72V114H70ZM97 115V114H96ZM117 115V114H116ZM120 115V114H119ZM171 115V114H170ZM253 115H254V113H253ZM60 116V115H59ZM69 116V115H68ZM67 116V117H68ZM115 116V115H114ZM123 116H124V114H123ZM146 116V115H145ZM205 116H208L207 115V113H206V115ZM49 117H50V114H49ZM61 117V116H60ZM76 117H77V115H75V117H74V119H76ZM113 117V116H112ZM157 117H158V115H157ZM161 117H162V115H161ZM166 117V116H165ZM168 117V116H167ZM31 118V117H30ZM44 118V117H43ZM66 118V117H65ZM71 118V119H70ZM70 118H67L68 119V123L70 122V121H72V117H70ZM97 118V117H96ZM99 118V117H98ZM104 118V117H103ZM118 118H119V116H118ZM145 118V117H144ZM149 118V117H148ZM152 118V117H151ZM205 118V120L207 119V117H204ZM27 119V118H26ZM49 119V118H48ZM47 119V120H48ZM60 119H62V118H60ZM66 119V120H67ZM95 119V118H94ZM106 119V118H105ZM236 119V118H235ZM234 119V120H235ZM241 119V118H240ZM3 120H5V119H3ZM21 120V119H20ZM59 120V119H58ZM100 120V119H99ZM107 120V119H106ZM114 120V119H113ZM153 120V119H152ZM220 120V119H219ZM224 120H225V118H224ZM227 120V119H226ZM237 120V119H236ZM242 120V119H241ZM12 121V120H11ZM25 121V120H24ZM35 121V120H34ZM62 121V120H61ZM64 121H65V119H64ZM116 121V120H115ZM119 121V120H118ZM117 121V122H118ZM142 121V120H141ZM159 121V120H158ZM221 121H222V119H221ZM5 122V121H4ZM19 122V121H18ZM74 122H76L75 120H73V123ZM121 122V121H120ZM143 122V121H142ZM220 122V121H219ZM228 122V121H227ZM241 122V121H240ZM257 122V121H256ZM11 123V122H10ZM53 123H55V122H53ZM113 123V122H112ZM204 123V122H203ZM223 123V122H222ZM226 123V122H225ZM17 124V123H16ZM19 124V123H18ZM29 124V123H28ZM44 124V123H43ZM60 124H62V123H60ZM79 124V123H78ZM114 124V123H113ZM119 124V123H118ZM121 124V123H120ZM207 124V123H206ZM205 123H204V125H206ZM209 124V123H208ZM207 124V125H208ZM213 124V123H212ZM215 124V123H214ZM218 124V123H217ZM254 124V123H253ZM64 125H65V123H64ZM67 125V124H66ZM86 125V126H87ZM101 125V124H100ZM143 125V124H142ZM146 125V124H145ZM144 125V126H145ZM203 125V126H204ZM206 125V126H207ZM211 125V124H210ZM235 125H236V122H235ZM248 125H249V123H248ZM256 125V124H255ZM51 126H52V124H51ZM54 127H55V124L53 125ZM61 126H63V125H61ZM107 126V125H106ZM105 126V127H106ZM152 126V125H151ZM209 126V125H208ZM227 126H228V124H227ZM233 126V125H232ZM35 127V126H34ZM59 127H60V125H59ZM79 127H80V125H79ZM104 127V128H105ZM149 126L147 125V128H148ZM236 127H237V125H236ZM29 128V127H28ZM27 128V129H28ZM46 128V127H45ZM110 128V127H109ZM125 128L126 127H124V130H125ZM150 128V127H149ZM210 129V126L209 127H205L204 126V129ZM33 129V128H32ZM35 129V128H34ZM48 129V128H47ZM50 129H52V128H49V130ZM58 129V128H57ZM61 129V128H60ZM128 129V128H127ZM9 130V129H8ZM29 130V129H28ZM31 130V129H30ZM62 130V129H61ZM66 130H67V128H66ZM123 130V131H124ZM227 130H229V129H227ZM227 130H224V131H227ZM63 131V130H62ZM62 131H61V133H62ZM68 131V130H67ZM69 131H70V129H69ZM108 131V130H107ZM221 131V130H220ZM220 131L218 132V133H220ZM240 131V130H239ZM8 132V131H7ZM6 132V133H7ZM30 132V131H29ZM32 132H33V130H32ZM36 132V131H35ZM34 132V133H35ZM50 133H51V131H49ZM56 132V131H55ZM71 132V131H70ZM210 132V131H209ZM213 132V131H212ZM230 132H231V130H230ZM10 133V132H9ZM25 133V132H24ZM58 133V132H57ZM207 133V132H206ZM215 133V132H214ZM217 133V132H216ZM229 133V132H228ZM20 134V133H19ZM53 135L55 134V133H52ZM111 134H112V132H111ZM222 134V133H221ZM240 134V133H239ZM56 135V134H55ZM218 135V134H217ZM220 135V134H219ZM225 135V134H224ZM78 136H79V134H78ZM88 136V135H87ZM113 136V135H112ZM115 136V135H114ZM113 136V137H114ZM118 136V135H117ZM124 136V135H123ZM122 136V137H123ZM128 136V135H127ZM22 137V136H21ZM80 137V136H79ZM109 137H110V135H109ZM208 136H206V138H207ZM226 137V136H225ZM224 137V138H225ZM62 138V137H61ZM104 138V137H103ZM140 138V137H139ZM209 138H210V135H209ZM216 138H218V136L216 137ZM215 138V140L216 141H218L217 139ZM232 138V137H231ZM66 139V138H65ZM86 139V138H85ZM99 139V138H98ZM107 138H105L104 140H106ZM111 139V138H110ZM220 139H221V137H220ZM233 139V138H232ZM67 140V139H66ZM69 140V139H68ZM115 140V139H114ZM143 140V139H142ZM214 140V141H215ZM223 140H225V139H223ZM226 140H227V138H226ZM135 141H137V140H135ZM134 141V142H135ZM143 142V141H142ZM207 142H209V141H207ZM219 142V141H218ZM61 143V142H60ZM63 143V142H62ZM111 142H110V140H108V141H103V140H98V142H97V145L99 146V148L98 149H100V151H104L106 148H111L110 147V144ZM139 143V142H138ZM153 143H154V141H153ZM211 141H210V145H211ZM225 143L227 144V142L225 141ZM86 144H87V141L86 140H84L83 138H79L78 140H77V145L79 146V147H85L86 146ZM132 144V143H131ZM113 145V144H112ZM128 145V144H127ZM144 145V144H143ZM206 145V144H205ZM221 145V144H220ZM208 146V145H207ZM228 146H230V149L229 150H231V152H232V150H235L234 149V147L233 146H235V144L233 145V144H228ZM210 147H212V146H210ZM237 147V146H236ZM118 148V147H117ZM121 148V147H120ZM141 148V147H140ZM146 148V147H145ZM62 149V148H61ZM63 149H64V147H63ZM59 150V147H56V149L55 150H53V149H49V151L47 152V154H45L42 158L45 160V161H53V160H55V159H60V157H61V153L62 154H64L65 152H66V150ZM84 150V149H83ZM113 150H116V149H113ZM214 149H212V151H213ZM241 150V149H240ZM141 151V150H140ZM215 151V150H214ZM239 151V150H238ZM84 152H85V150H84ZM146 152V151H145ZM216 152V151H215ZM218 152V151H217ZM208 153V152H207ZM239 153V152H238ZM242 154V153H241ZM83 155V154H82ZM100 155V154H99ZM192 155V154H191ZM206 155H208V154H206ZM210 155V154H209ZM235 155V154H234ZM105 156V155H104ZM142 156H143V154H142ZM181 156V155H180ZM228 156V155H227ZM238 156V155H237ZM150 157V156H149ZM219 157H220V155H219ZM223 157V156H222ZM87 158H89V157H87ZM95 158H96V156H95ZM144 158V157H143ZM142 158V159H143ZM214 158V157H213ZM236 158V157H235ZM239 158V156L237 157V159ZM75 159V158H74ZM92 159V158H91ZM91 159H88V160H91ZM93 159H94V157H93ZM110 159V158H109ZM137 159H139V157L138 158H136V160ZM151 159V158H150ZM236 159V160H237ZM85 160V159H84ZM84 160H83V162H84ZM212 160V159H211ZM234 161V162H237V161ZM142 161H144V160H142ZM208 161V160H207ZM215 161V160H214ZM213 161V162H214ZM87 162V161H86ZM90 162H94L95 163V161H90ZM109 162V161H108ZM155 162V161H154ZM218 162V161H217ZM26 163V162H25ZM219 164L221 163V164H223L221 161H219L218 162ZM227 163V162H226ZM24 164V163H23ZM48 164H50V163H48ZM53 164V163H52ZM67 164L68 165H70L71 166V168H73L74 167V169H73V171L72 172H74V171H77V168H79L80 166H81V164H82V160L81 159H75L74 161L72 160H67ZM88 164H90V163H88ZM92 164V163H91ZM90 164V165H91ZM110 164V163H109ZM126 164V163H125ZM124 164V165H125ZM156 164V163H155ZM209 164V163H208ZM214 164V163H213ZM213 164H211V165H213ZM119 165V164H118ZM43 166V167H42ZM41 167H38V166H34V168H33V166H31L30 168H33V169H31V170H29V178H28V181H27V188L30 190V191H32V192H34V191H36L37 190V186L39 185V183H40V181H42L41 180V178L43 179V178H45V177H47L48 175H49V169H47V167H50V166H48V165H42ZM122 166V165H121ZM129 166V165H128ZM144 166V165H143ZM146 166V165H145ZM158 166H159V164H158ZM202 166V165H201ZM210 166V165H209ZM215 166V165H214ZM227 166V165H226ZM106 167H107V165H106ZM127 167V166H126ZM152 167V166H151ZM163 167V166H162ZM210 167H212V166H210ZM210 167H208L207 169L209 170V168ZM7 168V167H6ZM65 168H67V166L65 167ZM68 168H70L69 166H68ZM97 168V167H96ZM108 168V167H107ZM106 168V169H107ZM125 168V167H124ZM98 169V168H97ZM158 169H161V168H158ZM163 169H164V167H163ZM211 169V168H210ZM4 170V169H3ZM8 170V169H7ZM11 170V169H10ZM95 171H96V169H94ZM138 170V169H137ZM162 170V169H161ZM214 170H215V172L217 173V172H219L220 170H221V168H220V170H217V169H215L214 168ZM131 171V168L130 169H128L127 170V172H130ZM141 170L139 169V175H141L142 173L140 172ZM160 171V170H159ZM164 171V170H163ZM170 171H172V170H170ZM230 171V170H229ZM236 171H237V168H236ZM4 172V171H3ZM115 172V171H114ZM133 172V171H132ZM137 172V175H138V171H136ZM145 172V171H144ZM162 172V171H161ZM166 172V171H165ZM239 172V171H238ZM10 173H12V172H10ZM82 173V172H81ZM121 173V172H120ZM126 173V172H125ZM124 173V174H125ZM146 173V172H145ZM212 173V172H211ZM210 173V174H211ZM96 174V173H95ZM151 174V173H150ZM219 174V173H218ZM237 174V173H236ZM114 175H116V174H114ZM156 175V174H155ZM157 175H158V173H157ZM157 175H156V177H157ZM162 175V174H161ZM161 175H159V176H161ZM169 174H167L166 176H165V178H168L169 176H168ZM213 175V174H212ZM211 175V176H212ZM214 176V175H213ZM64 177H66V176H64ZM88 178H89V176H87ZM94 177V176H93ZM111 177V176H110ZM132 177V176H131ZM140 177V176H139ZM219 177H221V175L219 176ZM82 178V177H81ZM134 178V177H133ZM138 178V177H137ZM136 178V179H137ZM163 178H164V176H163ZM116 179V178H115ZM216 179V178H215ZM239 179V178H238ZM238 179H237V181H238ZM67 180H68V176H67ZM95 180H96V176H95ZM102 180V179H101ZM119 180V179H118ZM134 180V179H133ZM19 181V180H18ZM54 181H55V179H54ZM53 181V182H54ZM97 181V180H96ZM115 181V180H114ZM129 181H131V179L129 180ZM167 181V179L164 181V183ZM90 182V181H89ZM103 182H105V181H103ZM102 182V183H103ZM110 182V181H109ZM108 182V183H109ZM118 182V184L119 183H121V185L123 184V183H125V180H119V181H117ZM134 182H136V181H134ZM140 182H141V184H142V186H143V184H145L146 183V178L145 177H141V180H140ZM139 181H138V183H140ZM191 182V181H190ZM218 182V181H217ZM6 184L7 183V181H0V184L2 185V184ZM93 183H95L94 181H93ZM98 183V182H97ZM101 182H100V185L102 184ZM106 184H107V181L105 182ZM138 183H136V184H138ZM55 184V183H54ZM73 184V183H72ZM104 184V183H103ZM117 184V183H116ZM166 184V183H165ZM87 185L89 186V184L87 183ZM95 185V184H94ZM97 185V184H96ZM87 186V187H88ZM91 186V185H90ZM132 186H133V184H132ZM140 186V185H139ZM60 187V186H59ZM117 187V186H116ZM124 187V186H123ZM136 187V186H135ZM180 187V186H179ZM128 188H130V187H128ZM133 188V187H132ZM140 188V187H139ZM59 189V188H58ZM79 189V188H78ZM116 189H118V188H116ZM120 189V188H119ZM53 190H55V189H53ZM76 190V189H75ZM103 191H104V189H102ZM122 190H123V188H122ZM121 190V191H122ZM165 190H167V189H165ZM236 190H238V188H236ZM67 191V190H66ZM97 191V190H96ZM109 191H110V189H109ZM124 191V190H123ZM122 191V192H123ZM164 191V190H163ZM16 192V191H15ZM56 192V191H55ZM238 191H236V193H237ZM14 193V192H13ZM20 193V192H19ZM98 193V192H97ZM129 193H131V192H129ZM164 193H165V191H164ZM167 193V192H166ZM83 194V193H82ZM81 194V195H82ZM133 194V193H132ZM131 194V195H132ZM170 194V193H169ZM238 194V193H237ZM236 194V196L234 197V199H232L231 201H230V204H229V210H230V212H231V214H232V223H231V229H229L228 230V232L229 233H231V234H234V235H238V236H241V228H242V224H241V202H240V195H237ZM18 195V194H17ZM57 195H58V193H57ZM62 195V194H61ZM33 196V195H32ZM67 196V195H66ZM65 196V197H66ZM79 196V195H78ZM128 196V195H127ZM130 196V195H129ZM144 196V195H143ZM142 196V197H143ZM171 196V195H170ZM227 196V195H226ZM85 197V196H84ZM97 197H98V195H97ZM133 197V196H132ZM139 197H141L140 195H139ZM185 197V196H184ZM186 197H187V195H186ZM185 197V198H186ZM20 198V197H19ZM35 198V197H34ZM62 198V197H61ZM114 198H115V196H114ZM168 198V197H167ZM175 198V197H174ZM231 198V197H230ZM229 198V199H230ZM49 199H50V197H49ZM49 199H47V200H49ZM104 199V198H103ZM118 199V198H117ZM133 199V198H132ZM170 199V198H169ZM227 199V198H226ZM16 200V199H15ZM24 201H25V199H23ZM58 200V199H57ZM57 200H56V203H54V204H57L58 202H57ZM85 200H86V198H85ZM95 200V199H94ZM142 200V199H141ZM130 201V200H129ZM137 201V200H136ZM187 201V200H186ZM222 201V200H221ZM27 202V201H26ZM30 202V201H29ZM107 202H108V200H107ZM122 202V201H121ZM164 202V201H163ZM172 202V201H171ZM175 202V201H174ZM28 203V202H27ZM45 203V202H44ZM64 205H67L66 204V202L64 201ZM98 203V202H97ZM96 203V204H97ZM141 203V209L142 210H144V205H143V202H140ZM170 203V202H169ZM53 204V205H54ZM94 204V203H93ZM113 204V203H112ZM123 204V203H122ZM172 204L173 203H171V205L169 204V206H170V208L169 209H171L172 207ZM175 204H176V202H175ZM223 204H224V202H223ZM59 205V204H58ZM102 205V204H101ZM135 205H137V204H135ZM164 205V204H163ZM32 206H35V207H40L41 206V199L39 200V199H34V202H32V203H30V204H27V207H28V210L30 211V209L32 208ZM79 206V205H78ZM85 206V205H84ZM97 206H98V204H97ZM123 206H125V207H127V208H132V206H133V204L132 203H126V204H124V205H120V204H115L114 206H112V210L117 214V222L119 223V225H120V229L119 230H117V231H114V229L113 230H111L110 232H111V234L113 235V236H115L114 237V239H111L110 240V242H111V248L112 247H115L116 249L117 248H119V247H122V245L120 244V241H119V236H121L122 237V239H123V242H125L126 240L125 239H128V240H130V237H131V235L132 234H134V233H139L140 234V236L142 237V238H146L147 236H149V235H152L153 234V230L152 229H148V228H146V226H147V223H150V222H152V221H157L158 222V224H159V227L160 228H162L163 226H164V224H163V220H161V219H159L158 218V216H157V212H156V207L154 206V204H152L151 202H149V204H148V208L147 209H149V211H150V213L147 215V214H144V218H142L143 219V221H141V223L139 222V223H137V221L136 220H134V222L132 221V225L130 226V227H127V226H125V222H124V220H123V217H124V215H123V213H122V211H121V209L123 208ZM183 206V205H182ZM11 207V206H10ZM43 207V206H42ZM83 207V206H82ZM105 207V206H104ZM174 207V206H173ZM212 207V206H211ZM99 208V207H98ZM164 208V207H163ZM177 208V207H176ZM182 208V207H181ZM180 208V209H181ZM244 208V207H243ZM53 209V208H52ZM106 209V208H105ZM126 209V208H125ZM135 209H137V208H135ZM166 209V208H165ZM190 209V208H189ZM191 210V209H190ZM29 211H28V214H30L29 216L30 217H32L33 215H32V212H30L29 213ZM41 211H42V209H41ZM49 211V210H48ZM89 211V210H88ZM161 211V210H160ZM171 211V210H170ZM27 212V211H26ZM37 212V211H36ZM46 212V211H45ZM71 212H73L72 211V209H71ZM132 212V211H131ZM144 213H145V211H143ZM38 213H39V211H38ZM137 213V212H136ZM147 213V212H146ZM172 213V212H171ZM105 214H107V211H106V213ZM131 214V213H130ZM164 214V213H163ZM9 215V214H8ZM114 215V214H113ZM165 215V214H164ZM62 216H63V214H62ZM112 216V215H111ZM192 216V215H191ZM82 217V216H81ZM164 217V216H163ZM170 217H171V214H170ZM74 218V217H73ZM134 218V217H133ZM1 219V218H0ZM41 219V218H40ZM66 219V218H65ZM173 219V218H172ZM33 220V219H32ZM111 220V219H110ZM129 220V219H128ZM65 221V220H64ZM73 221V220H72ZM71 221V222H72ZM85 221V220H84ZM176 221V220H175ZM174 221V222H175ZM180 221V220H179ZM179 221H177V222H179ZM243 221V220H242ZM52 222V221H51ZM111 222V221H110ZM200 222V221H199ZM202 222V221H201ZM200 222V223H201ZM74 223V222H73ZM98 223V222H97ZM108 223H109V221H108ZM143 223V224H142ZM153 223V222H152ZM188 223V222H187ZM200 223H198L197 225H199ZM55 224V223H54ZM53 224V225H54ZM100 224H101V222H100ZM107 224V223H106ZM127 224V223H126ZM141 224H142V226H141ZM229 224V223H228ZM139 227H138V226ZM185 225V224H184ZM200 225H202V224H200ZM34 226V225H33ZM194 226V225H193ZM36 227H38V226H36ZM36 227H34V228H36ZM59 227V226H58ZM75 227V226H74ZM90 227V226H89ZM177 227H179V226H177ZM185 227V226H184ZM186 227H187V225H186ZM200 227V226H199ZM138 228V229H137ZM158 228V227H157ZM183 228V227H182ZM181 228V230H182V232L181 231H179L177 228H176V230H178V232H180L181 234L183 233V231L185 232V230L187 229H185L184 228V230ZM230 228V227H229ZM116 229V228H115ZM200 229V228H199ZM81 230H83L82 228H81ZM173 230H175V229H173ZM173 230L170 232V233H172L173 232ZM189 230V229H188ZM167 231V230H166ZM193 231V230H192ZM33 232V231H32ZM38 232V231H37ZM197 232V231H196ZM227 232V231H226ZM180 233H178V234H180ZM25 234V233H24ZM76 234H77V232H76ZM96 234V233H95ZM138 234V235H139ZM174 234V233H173ZM180 234V235H181ZM184 234V233H183ZM193 234H194V232H193ZM53 235V234H52ZM89 237H91L92 238V241H93V243L92 244H95V240H97V238H96V235H90L89 233L87 234ZM99 235V234H98ZM168 235V234H167ZM196 235V234H195ZM194 235V236H195ZM233 235V236H234ZM61 236V235H60ZM158 236V235H157ZM156 236V237H157ZM164 236H166V235H164ZM190 237H192L191 235H189ZM229 236V235H228ZM237 236V237H238ZM99 237V236H98ZM112 237V236H111ZM138 237V236H137ZM174 238H176V237H178V235L175 237V236H173ZM187 237H188V235H187ZM28 238V237H27ZM174 238H172V239H174ZM228 238V237H227ZM239 238H241V237H239ZM50 239V238H49ZM165 239V238H164ZM169 239V238H168ZM167 239V240H168ZM242 239V238H241ZM84 240V239H83ZM141 240V239H140ZM224 240V239H223ZM99 241H101V242H103L104 243V240L103 239H100ZM174 241H176V240H174ZM192 241V240H191ZM240 241V240H239ZM83 242V241H82ZM194 242V241H193ZM233 242V241H232ZM75 243V242H74ZM151 243H152V241H151ZM166 243V242H165ZM188 243H190L189 242V240H188ZM159 244V243H158ZM161 244H163V243H161ZM161 244H159V246L161 245ZM174 244H175V242H174ZM176 244H179V243H176ZM234 244H236V242L234 243ZM82 245V244H81ZM147 245V244H146ZM216 245V244H215ZM239 245H240V243H239ZM73 246V245H72ZM199 246V245H198ZM241 246V245H240ZM125 247V246H124ZM146 247V246H145ZM161 247V246H160ZM171 247V246H170ZM175 247V246H174ZM178 247V246H177ZM144 248V247H143ZM142 248V249H143ZM164 248V247H163ZM187 248V247H186ZM116 249H115V251H116ZM132 249V248H131ZM182 249H183V247H182ZM154 250V249H153ZM178 250V249H177ZM48 251H49V248H48ZM94 251V250H93ZM130 251V250H129ZM140 251V250H139ZM138 251V252H139ZM172 251V250H171ZM174 251H176L175 249H174ZM179 251V250H178ZM181 251V250H180ZM241 251H243L242 250V246H241V250H240V252ZM26 252V251H25ZM96 252V251H95ZM164 252V251H163ZM109 253H110V251H109ZM108 253V250L106 251V250H104V252L102 253V256H101V260H100V263L101 264H106L105 262V260L107 259V256L108 255H110L111 256V258L113 257L114 258V255L116 254L115 252H114V250H113V253H111V254H109ZM142 253V252H141ZM178 252H176V254H177ZM28 254V253H27ZM93 254V253H92ZM129 254V253H128ZM173 254V253H172ZM179 254H180V252H179ZM178 254V255H179ZM243 254H245V253H243ZM33 255V254H32ZM134 255V254H133ZM175 255V254H174ZM181 255V254H180ZM42 256V255H41ZM52 256V255H51ZM79 256V255H78ZM158 256V255H157ZM176 256V255H175ZM31 257V256H30ZM168 257V256H167ZM194 257V256H193ZM242 257V256H241ZM32 258V257H31ZM50 258V257H49ZM171 258V257H170ZM174 258V257H173ZM191 258V257H190ZM244 258V257H243ZM246 258V257H245ZM33 259V258H32ZM31 259V260H32ZM127 259V258H126ZM129 259H130V257H129ZM141 259V258H140ZM139 259V260H140ZM221 259V258H220ZM113 260V259H112ZM117 260V259H116ZM131 260V259H130ZM168 260V259H167ZM170 260V259H169ZM174 260V259H173ZM245 260H247V259H245ZM11 261H12V259H11ZM46 261V260H45ZM164 261V260H163ZM233 261V260H232ZM34 262V261H33ZM115 262V261H114ZM179 262V261H178ZM184 262V261H183ZM221 262V261H220ZM113 263V262H112ZM168 263V262H167ZM171 263V262H170ZM176 263V262H175ZM86 264V263H85ZM96 264H98V263H96ZM172 264H174V263H172ZM200 264V263H199ZM222 264V263H221ZM241 264H247L245 261L244 262H241ZM248 264H250L249 262H248Z\"/></svg>",
  "mask_w": 264,
  "mask_h": 264
}]
</instances>
